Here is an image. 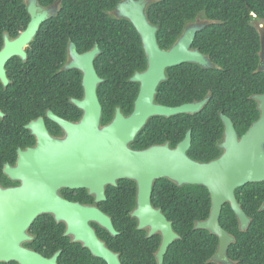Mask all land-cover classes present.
Instances as JSON below:
<instances>
[{
  "label": "flooded vegetation",
  "instance_id": "af4514ba",
  "mask_svg": "<svg viewBox=\"0 0 264 264\" xmlns=\"http://www.w3.org/2000/svg\"><path fill=\"white\" fill-rule=\"evenodd\" d=\"M29 1L24 0L25 7L21 9L18 6H3V1L0 0V189L2 191L18 190L23 187V181L13 180L9 173L20 167L23 168L25 155L39 146L40 140L36 132L40 127H44L52 140L64 142L70 138V134L59 122L65 121L79 125L85 117L86 112L83 107L73 101H82L85 97L86 71L76 67L77 61L71 54V45L75 46V52L79 55L89 53L96 47L100 50V54L95 57L93 62L94 70L102 81L97 88L102 106L100 130L109 127L116 120L118 112L126 119L135 113L136 100L139 97L142 84L132 80L137 74H143L149 68L146 55L145 62L132 65L131 56L103 55L98 44H95L91 50L82 52L79 46L70 40L65 46L63 55L62 47L59 49L57 47L58 44L62 45L63 43L56 44V37L64 35V31L58 30V28L66 26L61 23L48 24V28L44 32L43 44L45 47L40 48L33 45L42 27L50 20L59 17L62 0L47 7L38 2V7L33 8L36 18L46 13L48 19L41 24L33 40L22 47L26 53V59H23L17 51H20V42L23 41L21 37L28 32L34 19L28 6ZM114 11L109 14L117 19L113 14ZM187 27L188 25L184 32ZM44 50L46 65L42 68L37 65V59ZM192 50L202 53L199 49L194 48V43ZM53 54L56 59L51 60ZM203 55L208 58L211 67L204 68L197 64L186 63L166 70V80L158 86L155 104L177 108L199 104L205 100L208 102L197 113L150 118L138 131L135 138L128 143L129 149L142 152L168 145L171 150H177L190 134L191 145L187 156L193 161L205 164L220 159L226 152L222 147L227 139L223 117L231 120L239 139L245 136L259 121L261 112L259 104L253 99L255 95L250 98L255 101V104H250L249 108H252L254 113H258L256 120H242L241 115L244 109L242 102L237 100L236 104L232 106L223 95L216 97L218 103L213 106L214 110L207 112L213 97L221 95V92L224 94L228 85L227 79L222 81L217 78L219 74L216 72L221 71L222 67L215 62L212 56ZM84 65L88 67L89 64L85 62ZM230 73V75L233 74V72ZM255 74L264 75V64L261 65V60ZM238 76H242L239 69L233 76L236 78L235 91H232L233 85H231L229 87L232 92L227 93L228 95L234 94L235 99L240 93L238 87L240 86V77ZM171 83L172 89L168 88L162 91L161 88L164 84ZM170 94H172V99L167 97ZM121 97L127 98L128 101L123 103L115 101L116 98L120 99ZM171 102L172 104H170ZM99 154L100 152H96L89 158L94 160L99 157ZM82 155V153H77L74 157L68 156L59 150H51L48 153L46 170L48 169L51 173L48 177L49 185L56 187L53 190L57 191V196L60 199L72 204L98 208L112 221L113 216L110 214H115L120 207L133 204L136 206L135 209L137 208L140 188L136 180L117 179L115 185L104 184L106 200L101 202H98L97 194L88 188H71L68 181L71 180V177H76V174L81 170L79 160ZM214 155L217 157L210 159ZM33 160L31 162L35 164V157ZM26 163H30V159ZM104 174H108V172H104ZM195 187L204 188L189 185L180 187L168 179H159L153 184L152 205L155 209H161L168 221L173 224L175 233L180 237L177 241L182 240L183 236L175 230L174 223L165 214L163 206L173 203L177 205L179 190H193ZM237 191V200L244 210ZM207 192L210 196L208 190ZM31 197L34 198V193L29 191L27 197L29 204ZM226 206L231 208L229 204ZM135 209L131 213L129 210L123 211L137 221L136 230L133 232L117 230V236H112L97 224L91 223L90 225L106 249L118 256L120 264H160L157 256L163 237L160 233L150 236L149 230L139 231L138 220L132 217ZM260 210L259 212H261ZM244 212L247 214L245 210ZM190 218L191 216L187 217V219ZM198 222L201 221H196V224ZM14 226L11 227V230L10 226L1 227L0 252L8 254L12 251L13 258L0 261V264H24L20 261V251L26 254L28 264H30L32 254H39L46 259H52L56 254H60L58 264H109L105 259L95 256L83 243L75 241L73 235H68L66 223L57 222L54 215H41L22 233L19 223L18 226L17 224ZM21 235L26 238L20 240ZM171 247L168 249L163 264H174L172 261L166 262Z\"/></svg>",
  "mask_w": 264,
  "mask_h": 264
},
{
  "label": "water",
  "instance_id": "95a60500",
  "mask_svg": "<svg viewBox=\"0 0 264 264\" xmlns=\"http://www.w3.org/2000/svg\"><path fill=\"white\" fill-rule=\"evenodd\" d=\"M154 0H122L116 6L114 15L119 20L129 21L139 34L149 68L143 74H137L133 82H140L142 88L136 100L135 113L126 119L118 112L116 120L107 128L100 130L102 106L98 98L97 88L102 81L97 76L93 62L100 50L96 47L91 52L79 55L75 46L71 45V54L76 67L85 70V97L82 101L74 100L83 107L86 114L81 124H71L65 121L59 123L70 134L64 142L52 140L44 127L37 130L40 144L30 150L23 162V168L12 170L9 176L13 180H21L24 185L18 190L2 191L0 189V230L2 226H20L21 233L41 215H54L57 222L67 225V234L73 235L75 241L83 243L95 256L105 259L109 264H120L118 256L108 251L102 243L91 223L97 224L112 236H117V230L112 219L95 207L72 204L57 196L55 186L49 185L51 173L46 170V158L51 150H59L68 156L82 153L79 160L80 171L76 177H71V188H88L97 194L98 202L106 200L104 184H116L117 179L136 180L139 184L138 206L132 214L138 220V230H149L150 236L160 233L163 237L158 253V261L164 263L168 249L180 239L161 209L152 205L153 184L159 179H168L180 187L201 186L206 188L211 196L212 206L209 218L198 222L195 230L208 231L219 240V246L212 262L216 264H235L229 258V249L235 243V238L221 226V215L224 206L229 204L240 225V230L246 232L252 220L239 204L236 191L249 184L264 183V95H255L253 99L259 104L261 117L257 123L243 136L238 138L233 123L223 117L226 125L227 139L222 146L225 154L209 163H198L187 156L191 145L188 135L177 150H171L168 145L154 147L147 151L136 152L128 148L138 131L152 117H172L178 114L197 113L208 102L170 108L155 104L158 86L166 80V70L186 63H193L204 68L211 67L207 57L198 50H192L197 35L210 25L209 22L197 21L189 24L184 34L168 50L161 49L158 42L159 28L152 25L147 16L148 7ZM33 22L20 42L17 53L26 59L22 47L36 36L40 26L48 19L43 13L36 18L34 7L37 0L29 1ZM262 28V27H261ZM20 39V40H21ZM261 65L264 64V33H261ZM88 62V67L84 64ZM100 152L99 157L90 159L92 154ZM36 160V163L31 161ZM30 159V163H26ZM25 163V164H24ZM50 165V164H49ZM30 168V169H29ZM82 172V173H81ZM108 172V174H104ZM103 184V185H102ZM34 188V189H32ZM29 189V190H28ZM29 191L34 193L28 202ZM20 196V198H18ZM264 212V203L261 207ZM15 227V226H14ZM24 235L20 240L25 239ZM12 251L0 252V261L13 258ZM20 261L28 264L26 254L20 251ZM60 254L52 259H46L39 254H32L30 264H58Z\"/></svg>",
  "mask_w": 264,
  "mask_h": 264
},
{
  "label": "trees",
  "instance_id": "16d2710c",
  "mask_svg": "<svg viewBox=\"0 0 264 264\" xmlns=\"http://www.w3.org/2000/svg\"><path fill=\"white\" fill-rule=\"evenodd\" d=\"M3 6L25 7L24 0H2ZM58 0H38L47 7ZM122 0H62L59 17L50 20L42 27L33 45L45 47L44 32L48 24H64L63 37H56L58 49L71 40L82 52L91 50L98 44L103 55L117 54L131 56V63L145 62V52L139 34L127 20H117L109 13L116 9ZM22 14V11L20 12ZM150 23L159 28L158 42L161 49H170L182 36L185 27L197 21H206L210 25L200 32L194 42V48L203 54L210 55L221 67L216 73L218 79H227V91L213 97L207 112H212L218 101L216 97L225 96L232 106L239 100L244 109L242 120L258 119L250 104L253 95L264 94V75L255 74L260 63L261 32L264 31V0H154L147 10ZM262 27V28H261ZM45 50L38 56L37 65L45 67ZM61 57V55H59ZM51 60L56 59L52 56ZM239 69L240 93L228 95L235 91L234 73ZM172 72V71H171ZM233 72L232 75H230ZM203 74V73H202ZM233 77V78H230ZM233 85V90L229 86ZM172 89L171 84L161 88ZM172 99V94L167 96ZM110 101V100H109ZM116 102H127V98L115 99ZM172 104V102L170 103ZM246 129L248 128L245 127ZM245 129V130H246ZM244 130V131H245ZM217 155L210 159H215ZM209 159V160H210ZM208 160V161H209ZM178 204L163 206L165 214L174 223L175 230L183 236L170 249L166 262L174 264H216L211 260L216 254L219 240L208 231L194 230L196 221H206L211 210L210 196L205 188L179 190ZM239 200L252 222L246 232L240 230L237 217L229 206L224 207L221 215V226L235 238L229 249V258L235 264H264V212H259L264 202V183L252 184L237 191ZM172 201V200H171ZM135 205L120 207L113 216L116 230L133 232L137 221L124 210L131 213ZM122 211V212H121ZM191 216L190 219L187 217ZM174 257V259H171Z\"/></svg>",
  "mask_w": 264,
  "mask_h": 264
},
{
  "label": "rangeland",
  "instance_id": "374dc122",
  "mask_svg": "<svg viewBox=\"0 0 264 264\" xmlns=\"http://www.w3.org/2000/svg\"><path fill=\"white\" fill-rule=\"evenodd\" d=\"M202 23H204L205 21H201ZM261 33H264V31H262Z\"/></svg>",
  "mask_w": 264,
  "mask_h": 264
}]
</instances>
